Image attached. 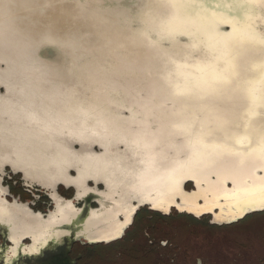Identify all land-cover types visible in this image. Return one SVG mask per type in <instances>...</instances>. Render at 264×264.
Returning a JSON list of instances; mask_svg holds the SVG:
<instances>
[{"label":"water","instance_id":"obj_1","mask_svg":"<svg viewBox=\"0 0 264 264\" xmlns=\"http://www.w3.org/2000/svg\"><path fill=\"white\" fill-rule=\"evenodd\" d=\"M6 1L11 3V11L1 12L0 19L16 17L17 27L36 47L37 57L54 66L60 80L73 88L84 103L110 112L116 103L128 106L131 98L139 96L154 97L166 104L175 101L184 106L188 115L196 110L199 116H221L225 123L213 129L216 136L239 132L247 126L248 118L264 107L259 98V82L264 78V44L260 43L264 39V0H179L184 5L179 9L170 6L171 0ZM173 18L187 23H181L173 33L162 30L160 25ZM225 51L229 53V61L222 55ZM177 65L188 67L178 69ZM205 65L221 74L230 73L231 82L213 94L175 96L173 88L162 79L171 73L172 85H183L185 78L181 73L191 78L198 74L197 67ZM253 86L257 89L255 100L249 94ZM121 110L128 113L126 108ZM93 150L100 152V147L95 144ZM15 172L23 175L21 170ZM75 174L71 169L70 175ZM22 179L28 181L24 176ZM187 183L192 185L190 189L186 188ZM33 184L41 186L30 185ZM59 184L72 187L74 199L82 204L74 203L76 215L56 226L61 232L59 236L52 235L37 251L20 249L21 255L26 256L22 263L75 264L69 256L74 243H109L122 238L143 206L163 214L175 209L195 217L210 215V222L216 224L237 222L264 210L259 204H250L233 216L216 221L211 211L196 215L172 204L165 212L144 202L135 204L130 223L118 235L100 238L87 229V221L91 210L99 206L103 182H98L95 190L93 180L88 179L91 188L80 197L76 196L74 184L60 181L56 188ZM194 186L191 178L184 181L185 191L193 190ZM41 187L54 203L49 189Z\"/></svg>","mask_w":264,"mask_h":264},{"label":"bare ground","instance_id":"obj_2","mask_svg":"<svg viewBox=\"0 0 264 264\" xmlns=\"http://www.w3.org/2000/svg\"><path fill=\"white\" fill-rule=\"evenodd\" d=\"M4 11H11V3L0 0V13ZM15 20L11 16L0 19V113L20 116L19 131L32 130L36 121L42 130L50 131L55 199L51 235L59 236L56 226L70 221L77 212L72 201L57 202L55 188L60 181L74 184L77 197L91 188L88 179L93 180L95 190L98 182H103L99 206L91 210L87 221V229L100 238L118 235L131 220L136 205L144 202L165 212L172 204L196 215L211 211L216 221L250 205L236 198L217 200L215 193L222 184L233 187L231 179L224 181L225 170L233 173L237 185L247 182L258 187L264 183V161L256 155L195 157L190 141L199 136L203 144L250 151L235 141L248 138L252 148L256 147L264 136V107H259L239 132H224L222 136H216L213 130L225 123L221 116H199L196 110L188 115L175 101L166 104L154 97L139 96L131 98L128 106L116 103L114 111L106 112L82 102L73 88L60 80L58 70L37 57L36 47ZM34 116L41 117L35 120ZM95 144L100 152H94ZM197 149L210 151L203 145H197ZM71 169L78 179L70 175ZM188 178L195 185L191 191L184 190Z\"/></svg>","mask_w":264,"mask_h":264},{"label":"flooded vegetation","instance_id":"obj_3","mask_svg":"<svg viewBox=\"0 0 264 264\" xmlns=\"http://www.w3.org/2000/svg\"><path fill=\"white\" fill-rule=\"evenodd\" d=\"M19 117L4 116L0 113V172L3 173L4 167H11L9 176H11L14 182H18V180L14 179L15 176H12V173H14L13 169L21 170L29 183L23 184L19 188L20 193H12L8 186L5 187L0 181V264H25L22 261L26 259V256L24 254L21 255L20 249L24 251L25 247H27L28 251H37L52 236V213L54 209L47 212L46 210L34 208L31 201H34L36 196L42 197L43 194H47L43 190L30 185L31 183H38L45 188L51 189L50 195L52 196L51 169L53 162L50 151V131L48 128L42 130L38 121L33 124L32 130L28 132L26 130L19 131ZM40 117L34 116L35 120H38ZM47 117L45 116V119ZM61 164H66V162H61ZM74 176L78 179L77 172ZM20 194L28 196L26 202L25 198H21ZM56 199H58L57 202H73V200H67V198H63L60 195ZM53 200L55 203V199ZM173 212L176 214L183 213L172 209L168 214H163L151 209L149 206H143L135 213L131 227L135 229V223L138 218L147 213L168 216ZM203 217L211 219L210 215H203L197 218ZM210 219L208 220L209 222ZM131 231L126 232L121 239L109 243L82 244L76 242L72 245L69 256L75 260V264H81L84 261L87 263L96 255L100 256L99 249L102 245H106L109 248L113 245H119ZM144 235L146 234L144 233ZM150 244V248L143 247L137 252H130L133 255L151 254L162 259L168 257L166 251L172 248L169 246V243L164 241H160L159 244L151 241ZM91 248L95 252L87 256L86 251L92 250ZM176 249L178 253L180 247ZM163 250H166L165 255H163ZM158 252L162 253L161 257H158ZM171 260H174V258ZM195 260L202 261V264H204V260L201 257H196Z\"/></svg>","mask_w":264,"mask_h":264},{"label":"trees","instance_id":"obj_4","mask_svg":"<svg viewBox=\"0 0 264 264\" xmlns=\"http://www.w3.org/2000/svg\"><path fill=\"white\" fill-rule=\"evenodd\" d=\"M162 217L182 219L179 228H177L176 237L181 243L180 245L185 243L191 230L202 233L201 244L191 246L188 249V255L185 254L187 257L184 255V258L201 257L204 264H253V259L256 262L260 259L259 257L264 255V210L248 214L239 221L230 224L211 223L207 218H197L186 213ZM137 230L136 226L133 232ZM124 240L127 241V238ZM184 247L189 246L184 245ZM180 251L182 252V248L178 251L179 257L182 255ZM252 251L256 254L251 253ZM131 253L126 251L121 255L122 264H188L187 260L183 259L174 258L171 260L169 257L159 259L151 254L133 255ZM100 263L101 259L96 255L89 263L84 261L81 264ZM257 263L263 264L259 261Z\"/></svg>","mask_w":264,"mask_h":264},{"label":"snow or ice","instance_id":"obj_5","mask_svg":"<svg viewBox=\"0 0 264 264\" xmlns=\"http://www.w3.org/2000/svg\"><path fill=\"white\" fill-rule=\"evenodd\" d=\"M171 7L173 8H181L184 7L181 3H179V0H171ZM7 8V5H5ZM227 23L228 21H224ZM181 23H187L186 21H181L176 18L169 19L165 22H163L160 27L162 30H166L169 33L176 32L178 30V27ZM186 34V33H181ZM261 44H264V39L260 41ZM226 61L230 60L229 53L225 51L222 54ZM188 65H177L178 69L186 68ZM262 68H264V65H262ZM197 75L191 76V78L188 77V75L181 73L184 75L185 83L183 85L175 84L172 85L171 83V73H168L167 76H162V79H164L170 87L173 88V94L175 96H190L194 93L198 92H204L207 94H213L216 93L221 87L227 86L230 82V73H218L215 70L212 69L210 65H205L203 67H197ZM261 87L259 88L260 92V99L261 101H264V78L261 79L259 82ZM256 92L257 89L255 86L251 87L249 89V94L253 98V100L256 99ZM236 145H239L240 147H246L247 149H250V151L246 152H238L235 151L233 147H229L228 145H207L203 144L202 137H197L195 140L190 141V145L193 148V155L195 157H200L204 155H215L217 157H223V156H252L256 155L258 156L262 161H264V136L260 138V140L257 142V145L255 148H252V141L248 138H241L235 141ZM197 145H203L205 150H210L207 152H200L197 149ZM243 160H241V163ZM13 171H17L16 169H13ZM224 181H228L229 179L232 180L233 187L228 188L226 184H222L220 189L215 193L216 199H232L236 198L238 200H244L249 204H257L259 203L260 207L264 209V183H261L258 187L253 183L249 185L247 182L237 185L235 176L233 173L229 170H225L223 172ZM169 179H173L174 177H169ZM264 179V178H262ZM175 183H179V181H175ZM220 193L223 195L221 196ZM126 223H130V221H126ZM193 264H202V261L194 260Z\"/></svg>","mask_w":264,"mask_h":264},{"label":"rangeland","instance_id":"obj_6","mask_svg":"<svg viewBox=\"0 0 264 264\" xmlns=\"http://www.w3.org/2000/svg\"><path fill=\"white\" fill-rule=\"evenodd\" d=\"M11 169L8 167H4L3 173L0 172V181L1 184H4L5 187L8 186V188L10 189V191L12 193H20L19 188H21L23 186V184H26L27 182L22 179L23 175L20 172H15L12 173V176H15L14 179L18 180V182H14L13 179L11 178V176H9ZM89 185H91V182H89ZM34 187L43 190L45 192V189H42L41 186H38L37 184H33ZM98 187H102L100 184L98 185ZM192 187V185L190 183L186 184V188L190 189ZM57 193L61 196V197H65L67 198V200H73V202L76 204V206H80L82 204L81 200H77L74 199V189L72 187H65L62 184H59L56 188ZM48 194L51 193V190L49 189V191H47ZM21 198H25V202L28 199V196H22ZM45 196V197H44ZM19 197V196H17ZM31 203L33 204V207L36 209H41V210H46L47 212L49 210H52L54 208V203L52 201V199H49L48 195H44L42 197L40 196H36L34 201H31ZM92 206H97L96 203H92ZM176 213L173 212L171 215H175ZM149 216V217H148ZM135 217V215H134ZM133 217V219H134ZM203 218H207V217H203ZM208 220L210 218H207ZM182 221V219L180 218H166V217H162L159 215H151L149 213H147L144 216H140L138 218V220L136 221L135 225L138 228V232L135 231L133 232V228L131 227L132 223L127 227V229L125 230V233L128 231H131L130 234H128L126 236L127 241L124 240L122 243H120L119 245H113L110 248L106 245H102L100 247V256H97L101 259V263L100 264H122V258H121V254L124 253L125 251H134L137 252L139 251V249H142L143 247L146 248H150V243L151 241H154V243L159 244L160 241H164L169 243V246L172 247L169 250H163V255H165V251L166 254L169 258L173 259V258H177V259H183V260H187L186 262L188 264H192V260L194 261L196 259L193 258H184V255L187 254L188 255V249H190V247L192 246H196L199 244H201V242L203 241V235L201 232H194L193 230L190 231V233L187 235L186 241L184 244L180 245L181 243L178 242L177 237V228H179L180 226V222ZM141 231V232H140ZM124 233V234H125ZM144 233L146 235H144ZM135 238V239H134ZM121 239V238H120ZM184 242V241H183ZM135 244V245H134ZM184 245H187L189 247H184ZM183 246V247H181ZM182 248V252L180 251V253H182V255L179 257V253H177V249L176 248ZM92 249V248H91ZM95 250H87L86 254L87 256L91 253H94ZM143 252V251H142ZM246 252V251H245ZM244 253V252H243ZM251 253H254V255L256 254L254 251H252ZM162 253L158 252L157 255L158 257H161ZM186 256V255H185ZM187 257V256H186ZM260 259L257 260L255 262V260L253 259L252 263L253 264H258L257 262L259 261L260 263L264 264V255L259 257ZM91 260V259H90ZM90 260L88 261V263L90 262Z\"/></svg>","mask_w":264,"mask_h":264}]
</instances>
